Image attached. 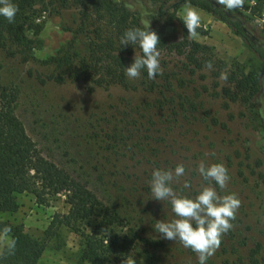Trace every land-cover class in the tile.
Here are the masks:
<instances>
[{
  "label": "rangeland",
  "instance_id": "374dc122",
  "mask_svg": "<svg viewBox=\"0 0 264 264\" xmlns=\"http://www.w3.org/2000/svg\"><path fill=\"white\" fill-rule=\"evenodd\" d=\"M45 1V0H44ZM49 1L50 0H46ZM55 1V0H54ZM123 2L145 28L157 33L167 42L183 39L184 21L189 10L199 16V27L206 33L188 34L190 40L211 47L208 54L216 63L229 66L239 62L246 71L260 75V91L252 104L244 100H229L224 95L228 83L227 68L196 69L185 67L186 56L165 46H158L161 69L173 71V86L163 95L162 86L154 91L141 78L133 79L136 87L120 84H98L93 78L67 79L60 83L52 78L54 64L47 62L58 51L71 46L80 55L88 51L91 26L81 31L84 11L94 14L89 2L67 5H38L36 22L43 24L34 40L33 57L24 61L20 54L0 50V88L7 86L18 92L16 113L40 152L59 166L74 170L101 197L111 199L125 196L134 200L141 212L146 234L164 242L153 249L156 259L146 258L143 246L131 252L129 264H198L197 254L185 248L179 240H167L155 231L157 221L174 219L167 201L152 199L149 181L153 169L186 166V177L173 184L178 195L194 197L208 182L195 171L197 164L221 163L229 180L224 189L216 186L220 195L235 194L241 204L231 221L233 227L221 237L220 247L207 264H252L250 252L261 244L259 257L264 256V65L233 28L189 3L178 8L177 0H118ZM221 1V0H220ZM237 16L245 21L254 38L264 45V4L259 0H242ZM95 16V15H94ZM134 51L140 55L136 45ZM188 64V63H187ZM224 76L226 79H222ZM95 76L94 78H96ZM160 82H165L164 78ZM167 89V87L165 88ZM189 101L184 107L174 106ZM123 134L121 147L103 149L106 144L97 133ZM260 161V162H259ZM73 168V169H71ZM99 171V172H98ZM104 171L105 175L99 178ZM187 179L191 187L185 189ZM215 186V185H213ZM40 202L30 192L18 195L19 209L14 213L0 212V220L22 223L35 237L46 238V230L55 215L70 209L65 195L47 196ZM87 232L90 227L85 226ZM125 227L114 232L124 234ZM9 236L0 232V253ZM83 238L62 225L46 241L39 264H91L81 262ZM108 264H120L113 259ZM261 264H264L261 263Z\"/></svg>",
  "mask_w": 264,
  "mask_h": 264
},
{
  "label": "trees",
  "instance_id": "16d2710c",
  "mask_svg": "<svg viewBox=\"0 0 264 264\" xmlns=\"http://www.w3.org/2000/svg\"><path fill=\"white\" fill-rule=\"evenodd\" d=\"M58 6L67 5L71 0H55ZM54 0H14L18 12L14 22L9 23L0 17V50L8 54H20L24 61L33 57L34 40L29 36L28 30L32 29L38 35L43 24L36 22L38 5L45 8L48 4L55 5ZM76 3L89 2L94 8V14L84 11L81 21V31H87L91 26V17L96 19L94 28L90 30L88 51L80 55L71 46L61 48L55 56L48 58L47 62L54 64L56 73L50 78L63 83L68 78L78 80H95L98 84H120L124 87H136L133 79L126 76V67L134 61L136 45L122 46L120 37L130 28H145L138 19L134 18L132 11L118 0H73ZM160 1V0H152ZM264 4V0H259ZM189 3L207 12H211L221 21L234 29L244 42L262 60L264 65V45L259 43L247 27L245 21L237 16V8H227L220 0H177L174 8ZM95 15V16H94ZM184 30L183 39L177 42H167L160 39L158 46H165L176 50L186 56L185 67L193 65L196 69L207 68V62L217 68L228 70L229 85L224 88V95L229 100H244L252 104L253 98L260 91V75L256 70L246 71L239 62L231 66L226 61L216 63V57L208 54L209 45L202 44L188 38L184 21L180 20ZM197 32L206 31L197 26ZM188 63V64H187ZM167 66L162 69V74L155 79H149L147 72L141 73L140 84H145L150 90L162 89L165 95L173 89V71H167ZM97 76L96 78H94ZM137 78V79H138ZM165 80L161 83L160 79ZM18 92L0 88V212L14 213L19 209L18 195L24 192L33 193L40 202L47 201V196L56 194L65 195L70 209L66 214L54 216L48 229L46 238L35 237L25 230L22 223L9 220H0V232L9 236L7 244L0 253V264H39L45 250L46 241L58 232L62 225L68 226L83 238L81 262L91 264H108L114 258L120 264H129L131 252L143 246L146 258L156 259L151 248L159 249L164 242L146 234L142 227V214L138 211L133 199L125 196L111 199L105 198L88 185L82 176H77L74 170L59 166L54 161L45 157L38 149L32 137L16 113L15 102ZM174 107H184L189 101H179ZM179 107V108H180ZM106 142L103 149L121 147L123 134L118 130L113 133L99 134ZM260 162V161H259ZM73 169V168H71ZM99 172V171H98ZM104 171L99 175L102 178ZM85 226L90 227L87 232ZM126 228L124 234L114 232L115 227ZM5 229H9L5 233ZM15 241V248L8 250V243ZM261 244L250 252L252 264L264 262V256L259 257Z\"/></svg>",
  "mask_w": 264,
  "mask_h": 264
},
{
  "label": "clouds",
  "instance_id": "9594fccd",
  "mask_svg": "<svg viewBox=\"0 0 264 264\" xmlns=\"http://www.w3.org/2000/svg\"><path fill=\"white\" fill-rule=\"evenodd\" d=\"M227 8L239 7L242 0H221ZM18 7L14 0H0V17H4L9 23L14 22ZM199 16L195 11L189 10L184 18V26L187 32L195 34L199 25ZM160 39L156 32L147 28H130L120 37L122 46L137 45L140 55L135 53L134 61L126 67V76L136 79L146 71L149 79H155L162 74L160 63V51L157 45ZM206 67L211 69L212 63L207 62ZM222 79L226 77L222 76ZM196 172L207 181L208 184L200 188L194 197L178 195L173 184L180 178L186 177L187 171L184 163H178L174 168L153 169L149 181V190L152 199L167 201L171 205L174 219L170 222L157 221L155 231L167 240H179L185 248L191 249L197 254L198 264H207L220 247L221 237L232 227L231 221L235 219L240 207V200L235 194L220 195L216 186L224 189L229 180L228 172L221 163L208 164L200 161ZM215 185V186H213ZM185 189L190 188V182L185 179ZM5 233L9 229L4 230ZM15 248V241L8 243V250Z\"/></svg>",
  "mask_w": 264,
  "mask_h": 264
}]
</instances>
